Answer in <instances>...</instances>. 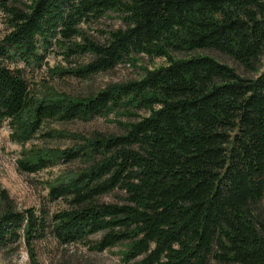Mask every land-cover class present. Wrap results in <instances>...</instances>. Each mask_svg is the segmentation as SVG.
I'll list each match as a JSON object with an SVG mask.
<instances>
[{"label": "trees", "instance_id": "16d2710c", "mask_svg": "<svg viewBox=\"0 0 264 264\" xmlns=\"http://www.w3.org/2000/svg\"><path fill=\"white\" fill-rule=\"evenodd\" d=\"M0 13V127L8 121L14 143L48 123L129 119L120 134H73L69 149L24 153L29 173L81 168L49 184V200L66 205L49 218L5 209L0 250L22 240L38 264L34 241L49 231L59 245L117 249L123 264H264V0H0ZM108 13L123 27L93 40L87 27ZM204 50L257 77L208 55L175 56ZM57 53L87 57L53 70L80 79L142 55L165 65L86 97L39 92L28 74Z\"/></svg>", "mask_w": 264, "mask_h": 264}, {"label": "rangeland", "instance_id": "374dc122", "mask_svg": "<svg viewBox=\"0 0 264 264\" xmlns=\"http://www.w3.org/2000/svg\"><path fill=\"white\" fill-rule=\"evenodd\" d=\"M4 19L0 13V39L6 32L3 24ZM123 23L118 14L108 13L95 24L87 27L86 33L93 40L103 42L105 33L110 30L122 28ZM208 55L221 63L234 68L237 73L245 78H256L257 74L244 70L240 65L229 57L215 51H197L193 54H175L178 58H187L194 55ZM142 57V58H141ZM87 57L64 60L62 56L51 54L47 57L45 65L29 72V78L33 88L39 92H57L73 97H86L97 93L107 86L130 80L141 76V68H157L165 65V60L155 58L149 61L145 56H140L136 65L124 63L116 66L113 70L102 72L88 79H80L73 75L53 74L54 68L61 70L75 69L79 64L86 61ZM264 69V54L260 61V72ZM129 119L125 116L110 115L106 118H94L89 122L71 121L68 123H48L40 132L25 145L14 143L11 138V129L8 121L0 127V215L10 206L16 212L33 210L36 214H45L48 218L63 209L66 205L63 200L51 201L48 198V187L59 176L67 171L81 168L78 161L71 163H59L56 166L40 170L35 173L23 171L19 162L24 159V153L31 150L60 149L65 150L79 144L72 137L80 134L89 137L94 133L120 134L121 126ZM51 132V135H48ZM4 192V194H1ZM119 198L117 193L111 194L104 199L113 202ZM98 237H92L94 243ZM33 249L38 264H123L117 249L107 250L102 253L91 251L85 244L63 246L56 243L49 231L34 241ZM0 264H30L26 246L20 241L14 249L0 250ZM209 264H217L211 261Z\"/></svg>", "mask_w": 264, "mask_h": 264}]
</instances>
